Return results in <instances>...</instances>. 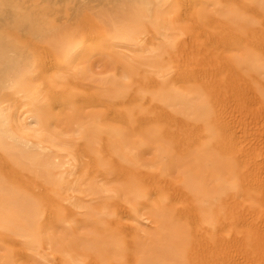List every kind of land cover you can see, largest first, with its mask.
<instances>
[{
	"label": "rangeland",
	"instance_id": "rangeland-1",
	"mask_svg": "<svg viewBox=\"0 0 264 264\" xmlns=\"http://www.w3.org/2000/svg\"><path fill=\"white\" fill-rule=\"evenodd\" d=\"M11 1L0 264H264V73L235 78L228 59L264 65L252 0Z\"/></svg>",
	"mask_w": 264,
	"mask_h": 264
},
{
	"label": "bare ground",
	"instance_id": "bare-ground-1",
	"mask_svg": "<svg viewBox=\"0 0 264 264\" xmlns=\"http://www.w3.org/2000/svg\"><path fill=\"white\" fill-rule=\"evenodd\" d=\"M3 1V0H2ZM8 1H11V0H8ZM7 0H5V2H8ZM13 1V0H12ZM11 1V3L9 2V4H13L14 2H12ZM58 2V1H57ZM251 3H252V5L254 6V9H256V12H258V13H262V16L264 17V0H252L251 1ZM7 4V3H6ZM14 5V4H13ZM73 5V4H72ZM71 6V5H70ZM69 6V7H70ZM74 6V5H73ZM69 7H67V9H69V10H74V9H76V8H73L72 6H71V8H69ZM116 8V7H115ZM61 10H63L62 8H61ZM201 10V9H200ZM203 11H204V9H202ZM65 11V10H64ZM72 11H69L68 13V16L70 17H74V16H78L77 15V12H72ZM78 11V10H77ZM228 11H229V9H228ZM228 11H226V12H228ZM250 11V10H249ZM255 11V10H254ZM79 12V11H78ZM61 13V12H60ZM76 13V14H75ZM206 13V12H205ZM8 15H9V13H8ZM10 16V15H9ZM67 16V17H68ZM241 16V15H240ZM3 15H0V24H1V22L3 21H5V20H2L3 18ZM5 17H7L6 15L4 16V19H5ZM61 17V16H60ZM236 17V16H235ZM234 17V18H235ZM2 18V19H1ZM115 18V17H114ZM237 18V17H236ZM238 18H240L239 16H238ZM8 19V18H7ZM2 20V21H1ZM114 20V19H113ZM243 20V19H242ZM246 20V19H245ZM263 20V19H262ZM236 21V20H235ZM2 22V23H3ZM28 23H29V21H27ZM6 23V22H5ZM22 23V22H21ZM25 24H26V21L24 22ZM27 23V24H28ZM30 24V23H29ZM37 24V23H36ZM31 25V24H30ZM34 25V24H33ZM85 25H90V24H85ZM22 26H24V25H22ZM27 26H29V25H27ZM91 26V25H90ZM262 26V25H261ZM83 27H84V25H83ZM86 27V26H85ZM89 27V26H88ZM87 27V28H88ZM92 27V26H91ZM1 28V27H0ZM35 29L37 28V27H34ZM29 29H31V26H30V28ZM57 30V29H56ZM35 31V33H36V30H34ZM39 31V30H38ZM33 32V31H32ZM210 35V34H209ZM263 35V34H262ZM215 38H216V36H215ZM3 39V38H2ZM31 39V38H30ZM262 39V38H261ZM208 40H210V39H208L207 38V41ZM1 41V40H0ZM3 42H4V40H2ZM2 41H1V43H2ZM206 41V40H205ZM212 41V40H211ZM30 42V41H29ZM247 42H249V41H247ZM0 43V44H1ZM262 43V42H261ZM252 44H253V42H252ZM209 45V44H208ZM248 45V44H247ZM255 45V44H254ZM3 46H4V44H3ZM37 46V45H36ZM55 46V45H54ZM211 46V45H210ZM251 46H253V45H251ZM258 46H260V45H258ZM218 47V46H217ZM4 48V47H3ZM3 48H1L0 47V63L1 62H3V64L5 63V62H7L8 63V61H7V57H6V53H5V48L3 49ZM40 48V47H39ZM261 48V47H260ZM54 50H56L55 48H54ZM50 51V50H49ZM211 52V51H210ZM210 52H209V54H210ZM13 53V52H12ZM249 54V53H248ZM248 54H246V56H244L243 58L241 57V59L240 58H238V57H235V56H230L228 59H229V61L231 62H229L228 61V59H226L228 62H229V65L231 66V70H229V71H231L232 72V75L235 77V75L236 76H240V79H242V78H244V80L245 79H247L246 77H245V75L246 74H257V73H264V65H261V62L260 63H257V61H255L256 59H254V63L251 61V60H249V56L250 55H248ZM256 54V53H255ZM220 55H222L221 53H220ZM253 55V54H252ZM239 56V55H238ZM253 56H255V58H256V55H253ZM6 57V58H5ZM264 57V56H263ZM222 58V57H221ZM257 58H258V56H257ZM219 59H220V56H219ZM261 59H263V58H261ZM260 60V59H259ZM20 61V60H19ZM2 64V63H1ZM263 64V63H262ZM2 66V65H1ZM7 66V64L5 63V67L3 66V67H0V76H2L1 74H5V75H7L8 76V74L6 73V72H8V71H6L7 70V68L9 69V71H10V68L12 67H6ZM8 66H10V65H8ZM15 66V65H14ZM4 68V69H3ZM5 68H6V70H5ZM13 68V67H12ZM11 68V69H12ZM222 68V67H221ZM229 69V68H228ZM13 70V69H12ZM11 70V71H12ZM6 71V72H5ZM10 71V72H11ZM228 72V71H227ZM209 74V73H208ZM215 75V74H214ZM231 75V74H230ZM231 75V76H232ZM212 76V75H211ZM241 76H242V78H241ZM244 76V77H243ZM201 77V76H200ZM4 80L7 82V80H6V77L4 76ZM191 78H193L192 76H191ZM210 78V77H209ZM228 78H229V76H228ZM232 78V77H231ZM236 78V77H235ZM262 78V77H261ZM0 79H2V77L0 78ZM7 79H9V77H7ZM195 79V78H194ZM203 79H205L204 77H203ZM211 79H212V77H211ZM4 80H2V81H0V83H1V85L0 86H2V83H3V86L2 87H4V85H5V81ZM10 80H12L11 78L9 79V81ZM216 80V79H215ZM207 81H209V80H207ZM213 82V81H212ZM228 82V81H227ZM242 82V81H241ZM8 84V83H7ZM215 84V83H214ZM213 84V85H214ZM229 84H230V82H229ZM236 84V83H235ZM242 84V83H241ZM197 85V84H196ZM193 86V85H192ZM195 86V85H194ZM199 86V85H198ZM197 86V87H198ZM207 86H208V83H207ZM221 86V85H220ZM242 86V85H241ZM244 86V85H243ZM242 86V87H243ZM230 87V86H229ZM194 88V87H193ZM232 88V87H231ZM2 89V88H1ZM196 89V88H195ZM236 89V88H235ZM239 90H240V87H239ZM243 90V89H242ZM238 92V91H237ZM240 92H242V91H240ZM203 93V92H202ZM243 93V92H242ZM213 94V93H212ZM234 94V93H233ZM220 95V94H219ZM241 95V94H240ZM243 95V94H242ZM258 96V95H257ZM228 97V96H227ZM254 97V96H253ZM256 97V96H255ZM218 98V97H217ZM224 98V97H223ZM229 98V97H228ZM258 98V97H257ZM264 98V97H263ZM253 99V98H252ZM222 100V99H221ZM225 100V99H224ZM259 100V99H258ZM257 100V101H258ZM225 101H227V100H225ZM225 101H223V102H225ZM236 101H237V99H236ZM246 101V100H245ZM254 102V101H253ZM259 102V101H258ZM223 104V103H222ZM228 104H230V103H228ZM236 105V104H235ZM218 106V105H217ZM222 106V105H221ZM230 106V105H229ZM228 107V106H227ZM246 108H247V106H245ZM231 108V107H230ZM163 109V108H162ZM223 111V110H222ZM207 114V113H206ZM114 116V115H113ZM126 117V116H125ZM119 120V119H118ZM126 120H128V119H126ZM144 120V119H143ZM218 120V119H217ZM221 121V120H220ZM206 122V121H205ZM124 124V123H123ZM220 124V123H219ZM126 125V124H125ZM127 127H128V125H127ZM6 128V127H5ZM199 129V128H198ZM220 129H222V128H220ZM11 130V129H10ZM108 131V130H107ZM146 131V130H145ZM150 131H152V130H150ZM1 132V131H0ZM100 132V131H99ZM109 132H110V130H109ZM111 133V132H110ZM155 133V132H154ZM178 133V132H177ZM105 134V133H104ZM100 135V134H99ZM102 135V134H101ZM108 135H110V134H108ZM147 135V134H146ZM177 135V134H176ZM222 135V134H221ZM131 136H132V134H131ZM160 136V135H159ZM10 137V136H9ZM113 137V136H112ZM4 138V137H3ZM17 138H18V136H17ZM121 139V138H120ZM119 140V139H118ZM130 140V139H129ZM139 140V139H138ZM182 140V139H181ZM120 141V140H119ZM127 141V140H126ZM168 141V140H167ZM114 142H116V141H114ZM128 142V141H127ZM139 142V141H138ZM141 142V141H140ZM164 142V141H163ZM95 143H96V141H95ZM112 143V142H111ZM120 143V142H119ZM118 143V144H119ZM128 143H130V142H128ZM152 143V142H151ZM162 143V142H161ZM166 143V142H165ZM97 144V143H96ZM142 144V143H141ZM144 144V143H143ZM166 144H169L168 142L166 143ZM98 145V144H97ZM104 145V144H103ZM107 145V144H106ZM139 145V144H138ZM226 145V144H225ZM105 146V145H104ZM103 146V147H104ZM119 146V145H118ZM125 146V145H124ZM207 147H208V145H206ZM218 147H219V145H217ZM1 147V146H0ZM132 147V146H131ZM135 147V146H134ZM6 148V147H5ZM127 148V147H126ZM167 148V147H166ZM173 148V147H172ZM205 148V147H204ZM209 148H210V146H209ZM104 149H105V147H104ZM129 149V148H128ZM174 149V148H173ZM206 150H209V149H207V148H205ZM5 150V149H4ZM212 150V149H211ZM84 151V150H83ZM105 152L107 151L106 149L104 150ZM196 151V150H195ZM95 152V151H94ZM102 152V151H101ZM129 153V152H128ZM217 153V152H216ZM99 154V153H98ZM106 155V154H105ZM135 155V154H134ZM137 156V155H136ZM182 156V155H181ZM186 156H188V155H186ZM189 156H190V154H189ZM219 156V155H218ZM217 156V154H213L212 153V159H211V161H212V164H211V166L212 167H210L211 168V172H213V174L214 175H218L219 173H223L224 174V172L226 171V169H227V164L225 163V160L226 159H224V161H223V159H220L219 157ZM225 156V155H224ZM109 157H111V156H109ZM134 157V156H133ZM191 157H193L192 155H191ZM116 158V157H115ZM140 158V157H139ZM188 158V157H187ZM225 158V157H224ZM155 159V158H154ZM182 159V158H181ZM189 159L190 158H188V161H189ZM101 160V159H100ZM103 160V159H102ZM116 160V159H115ZM95 161V160H94ZM104 161V160H103ZM102 161V162H103ZM226 161H228V160H226ZM92 162H93V160H92ZM101 162V163H102ZM116 162V161H115ZM155 162V161H154ZM158 162V161H157ZM167 162V161H166ZM195 162V161H194ZM230 162V161H229ZM95 163V162H94ZM93 163V164H94ZM100 163V162H99ZM117 163V162H116ZM146 163V162H145ZM145 163H143V164H145ZM179 163V162H178ZM181 163V162H180ZM189 163H191L190 161H189ZM193 163V162H192ZM232 163V162H231ZM102 165V164H101ZM105 164H103V166H104ZM153 165V164H152ZM163 165V164H162ZM165 165V164H164ZM189 165V164H188ZM231 165V164H230ZM229 165V167H231ZM118 166V165H117ZM167 166H168V164H167ZM166 166V167H167ZM180 166V165H179ZM235 167V166H234ZM96 168V167H95ZM176 168H177V166H176ZM168 169V168H167ZM166 170V169H165ZM169 170V169H168ZM167 170V171H168ZM228 170H229V168H228ZM111 172V171H110ZM170 173V172H169ZM226 173V172H225ZM113 174V173H112ZM123 174V173H122ZM222 174V175H223ZM177 175V174H176ZM221 175V174H220ZM210 177V176H209ZM187 178V177H186ZM147 179V178H146ZM187 180V179H186ZM188 180H190V179H188ZM187 180V181H188ZM121 181H123V180H121ZM167 181H168V179H167ZM167 181H166V183L165 184H167ZM89 182V181H88ZM162 182V181H161ZM51 183V182H50ZM122 183H125L124 181L122 182ZM183 183V182H182ZM115 184H117V183H115ZM119 184H120V182H119ZM118 184V185H119ZM132 184V183H131ZM132 186V185H131ZM121 187V186H120ZM124 187H126V186H124ZM124 187H123V189H124ZM133 187H134V185H133ZM136 187V186H135ZM140 187V186H139ZM212 187V189H214L215 191H217L218 193H221L222 192V190H223V188H222V186H211ZM114 188V187H113ZM116 188V187H115ZM122 188V187H121ZM188 188V187H187ZM190 188V187H189ZM116 189H118L119 190V188H116ZM116 189H115V191H116ZM127 189V188H126ZM154 189H155V187H154ZM130 190V189H129ZM213 190V191H214ZM153 191V190H152ZM118 192V191H117ZM116 192V193H117ZM123 193H124V191H122ZM155 192V191H154ZM122 193V194H123ZM125 196H123L122 198L124 199L125 197H126V194H124ZM132 195V194H131ZM135 196V195H134ZM237 196V195H236ZM179 197V196H178ZM137 198H138V196H137ZM136 198V199H137ZM143 198V197H142ZM141 198V199H142ZM131 199V198H130ZM129 199V200H130ZM135 199V198H134ZM133 199V200H134ZM256 199V198H255ZM15 200V199H14ZM104 200V199H103ZM125 200H126V198H125ZM154 200V199H153ZM257 200V199H256ZM256 200H254V201H256ZM137 201V200H136ZM138 201H139V199H138ZM144 201V200H143ZM129 202H131V201H128V203ZM134 202V201H133ZM154 202V201H153ZM152 202V203H153ZM157 202V201H156ZM151 203V202H150ZM158 203V202H157ZM237 203V202H236ZM131 204V203H130ZM133 204V203H132ZM124 205V204H123ZM133 206V205H132ZM126 207V206H125ZM118 209V208H117ZM121 209V208H120ZM126 209V208H125ZM235 209V208H234ZM162 210V209H161ZM156 211V210H155ZM160 211V210H159ZM158 211V212H159ZM125 212V211H124ZM157 212V211H156ZM163 212V210L160 212V214H159V216L161 215V214H163L162 216H163V218H162V220L160 221L159 219H158V222L159 223H162V225H163V227L165 228V229H167V231H170V232H172L175 236L177 235V241H178V238H179V242L181 243V244H184L186 241H187V237L188 236H186L185 235V233L183 232V231H181L179 228L180 227H178L179 225H175L174 224V222L172 223L169 219H168V217H167V212L166 213H162ZM184 212V211H183ZM169 213V212H168ZM189 213H190V211H189ZM150 214V213H149ZM170 214H172V213H170ZM169 214V215H170ZM157 216V215H156ZM156 216H155V220L154 221H157V219H156ZM190 216V215H189ZM152 217V216H151ZM154 217V216H153ZM152 217V218H153ZM170 219H172L171 218V215H170ZM176 219V218H175ZM194 219V218H193ZM181 222V221H180ZM177 224V223H176ZM196 224V223H195ZM240 224V223H239ZM194 225V224H193ZM183 227V226H182ZM195 228V227H194ZM131 229V228H130ZM185 229H186V227H185ZM218 230V229H217ZM186 232H187V230H186ZM189 232V231H188ZM196 234V233H195ZM104 235V234H103ZM188 235V234H187ZM232 235V234H231ZM115 237V236H114ZM113 237V238H114ZM174 237V236H173ZM111 238V237H110ZM100 239V238H99ZM200 239V238H199ZM226 239V238H225ZM96 240V239H95ZM170 240H173V239H170ZM201 240V239H200ZM206 240V239H205ZM222 240V239H221ZM102 241V240H101ZM100 241V242H101ZM222 241H224V240H222ZM221 241V242H222ZM231 241V240H230ZM72 243H73V241H72ZM113 243V242H112ZM168 243V242H167ZM173 243V242H172ZM204 243V242H203ZM227 243V242H226ZM241 243V242H240ZM239 243V244H240ZM103 244V243H102ZM169 244V243H168ZM176 244V243H175ZM186 244H188L189 245V243H186ZM193 244V243H192ZM192 244L190 243V246L192 247V249L194 250V248H193V246H192ZM205 244V243H204ZM207 244V243H206ZM225 244V243H224ZM179 245V244H178ZM226 245V244H225ZM70 246H72V244L70 245ZM207 246V245H206ZM211 246V245H210ZM210 246L208 247V248H210ZM74 248H75V246H73ZM166 245L165 246H162V248H161V251H162V254L164 255V256H166V257H168V256H171L172 255V253L171 252H169V251H165L164 249H166ZM178 247V246H177ZM191 247L190 248H188L187 250L188 251H186V253L187 254H191V252H192V250H191ZM200 247V246H199ZM110 248V247H109ZM113 248V247H112ZM112 248H111V250H112ZM164 248V249H163ZM186 248V247H185ZM208 248H207V250H208ZM81 249H83V248H81ZM103 249V248H102ZM114 249V248H113ZM180 249H181V247H180ZM77 250V249H76ZM185 250V249H184ZM195 250L197 251V247L195 248ZM210 250H211V248H210ZM209 250V251H210ZM78 251V250H77ZM76 251V252H77ZM114 251V250H113ZM116 251V250H115ZM199 251H201V249L199 250ZM203 251V250H202ZM202 251L200 252V253H202ZM204 251H205V248H204ZM81 252V251H80ZM80 252H78V254L80 253ZM85 252V251H84ZM100 252V251H99ZM109 251H107L106 253H108ZM82 253V252H81ZM74 254V253H73ZM93 254V253H92ZM104 254V253H103ZM161 254V255H162ZM180 254H183V251H182V253H180ZM83 255V254H82ZM107 256H108V254H106ZM114 255H116L115 253H114ZM122 255V254H121ZM200 255V254H199ZM75 256V255H74ZM83 256H86L85 254L83 255ZM89 256V255H88ZM87 256V257H88ZM100 256V255H99ZM103 256V255H102ZM117 256V255H116ZM173 256V255H172ZM178 256V255H177ZM101 257V256H100ZM145 257V256H144ZM197 257V256H196ZM73 258V257H72ZM130 258V257H129ZM136 258V257H135ZM176 258H180L179 256L178 257H176ZM71 259V258H70ZM75 259V258H74ZM131 259H132V257H131ZM71 260H73V259H71ZM116 260H119V259H116ZM116 260H114L113 262H115ZM145 260V259H144ZM167 260V259H166ZM165 260V261H166ZM175 260H177V259H175ZM185 261H187V259H184ZM179 262H181L180 260H178ZM218 262V261H217ZM175 263V262H174ZM145 264V263H144ZM147 264V263H146ZM165 264V263H164ZM170 264V263H169ZM183 264V263H182ZM211 264H212V262H211Z\"/></svg>",
	"mask_w": 264,
	"mask_h": 264
}]
</instances>
